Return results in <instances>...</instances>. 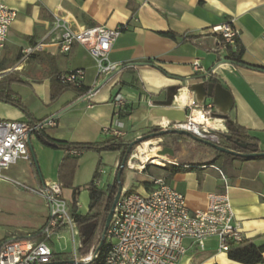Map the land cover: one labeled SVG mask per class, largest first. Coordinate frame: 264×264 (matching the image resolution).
<instances>
[{
  "label": "crops",
  "instance_id": "obj_1",
  "mask_svg": "<svg viewBox=\"0 0 264 264\" xmlns=\"http://www.w3.org/2000/svg\"><path fill=\"white\" fill-rule=\"evenodd\" d=\"M5 3L17 16L0 57V81L7 78L20 81L13 83L11 90L27 114L0 102V121L30 123L55 118L53 127L42 130L48 138L70 144L95 143L109 137L104 130L112 120L113 99L121 95L127 101L122 112L125 115L122 138L132 142L150 135L160 122H184L189 114L187 100L192 98L196 106L211 104L213 115L224 122L225 129L226 123L243 129L258 140V149L264 152V71L253 68L264 67V0H5ZM62 17H66L72 30L125 25L108 60L127 68L113 77H98L94 60L77 44L68 53L49 45L43 53L20 62V52L44 41L55 20ZM230 22L239 34L244 65L228 61L227 53L221 49V37L211 32L212 28ZM166 33H172L174 38L164 36ZM194 63L204 72L196 71ZM73 70L85 72L84 94L78 97L67 89L52 101L53 77ZM209 83L214 85L211 97H207ZM88 91L93 94L86 98ZM161 138L162 147H170L169 137ZM30 146L39 174L31 159L10 167L8 176L36 189L56 183L65 152L42 145L34 135ZM101 154L88 152L80 156L73 187L86 186L99 162L107 171ZM114 154L108 171L97 182L98 188L112 182L119 158L118 153ZM86 155L97 158L84 167L86 180L79 182ZM173 157L167 159L174 163ZM161 168V178L184 196L191 212L206 209L208 194L226 191L243 241L257 247L264 245V159L232 161L229 165H224L221 159L216 165L172 174ZM147 189L140 187V191ZM41 202L45 206H40ZM88 206L89 195L84 190L78 197L77 213L86 214ZM17 209L21 210L19 218L13 213ZM45 209L49 212L42 197L9 185L0 197V239L41 240L34 235L40 234L49 218H42L37 227H29L28 215H42ZM61 228L55 233L57 241L66 239L60 235L68 230ZM48 244L54 255L63 254L60 259L72 260L66 247L55 246L51 237ZM185 246L187 252L179 264H239L218 250L216 238L207 239L202 250L189 240Z\"/></svg>",
  "mask_w": 264,
  "mask_h": 264
},
{
  "label": "built area",
  "instance_id": "obj_2",
  "mask_svg": "<svg viewBox=\"0 0 264 264\" xmlns=\"http://www.w3.org/2000/svg\"><path fill=\"white\" fill-rule=\"evenodd\" d=\"M16 16V11L9 8L5 0H0V57ZM125 28V25L114 29L93 26L72 30L67 25L66 17L58 18L54 22L52 32L44 41L20 52L21 61L25 62L28 57L43 53L49 45L56 46L61 53H68L72 46L77 44L94 60L98 77H113L127 68L108 60L112 46ZM211 32L221 37L222 51L227 53L228 49H236L239 34L231 22L214 27ZM193 68L204 72L198 63H194ZM84 78L83 70L68 71L57 76L61 85L75 88L83 87ZM92 94L88 91L85 97L89 98ZM126 105L127 101L123 96L114 97L112 120L104 130L105 134L117 138L124 136L122 112ZM186 105L189 114L184 122L163 121L157 125V131L184 130L200 140L219 145V136L226 129L224 122L213 115L212 105L206 103L196 106L192 98L187 100ZM55 121V118H51L34 125L29 122L0 121V183L5 182L38 195L49 207V220L40 232L41 240L0 239V264H48L54 255L48 241L58 227L66 228L71 233L73 245L78 236L72 215L62 201L61 186L57 182L36 189L10 178L7 174L10 167L17 162L30 161L28 134L31 133L32 136L45 127H53ZM163 143L160 137L136 145L125 163V169L143 173L148 166H177L169 159L157 156ZM145 145L150 149L156 148L152 159L157 160L158 164H153L151 160H142L141 152ZM70 153L81 155L79 151ZM100 174L104 175L105 171L101 169ZM147 183L148 189L140 192L122 190L105 235L104 242L108 246L103 264H179L187 252L186 240L202 250L207 239L216 238L218 250L224 253H227L231 246L243 242V235L238 224L234 222L233 208L226 191L208 194L206 209L191 212L185 205L184 196L163 178H150ZM73 254L74 259L78 261L77 250H74ZM91 259L92 257H88L81 261L89 262Z\"/></svg>",
  "mask_w": 264,
  "mask_h": 264
},
{
  "label": "trees",
  "instance_id": "obj_3",
  "mask_svg": "<svg viewBox=\"0 0 264 264\" xmlns=\"http://www.w3.org/2000/svg\"><path fill=\"white\" fill-rule=\"evenodd\" d=\"M166 37L174 38L172 33L163 34ZM188 38L186 37L185 40ZM243 48L240 46L239 42L234 51L231 49L227 50L226 59L236 64L244 65L242 61ZM255 69L264 71V67H253ZM55 75L51 82V100H55L62 91L71 90L77 94L78 97L82 96L84 89L75 88L72 86L61 85L57 76ZM17 81L16 79H2L0 81V102L8 103L22 112L27 114V111L21 104L20 99L11 90V85ZM125 115H122V117ZM32 125L40 123L34 120L30 122ZM158 133L157 129H152L149 134ZM36 139L44 146L62 150L65 152L58 169H57V183L61 186V189L71 190V215L73 218V224L75 230L77 231L79 237V246L77 249L76 258L78 261L92 257V260L88 264H103L105 258V252L107 249V244L104 242L99 249L95 258H93L95 250L99 246L101 235L103 233V228L105 224V219L110 211L114 197L117 192L116 174L119 169V165L123 156L126 153L128 143L123 140L122 137L109 136L103 140L90 144H70L65 142L54 141L43 134L42 131L36 132L34 134ZM225 136H230L231 141H226ZM170 140L169 146L174 150V165H165L163 170L172 173L183 172L185 170L192 169V167L202 166V165H216L221 159L224 165H229L232 161H247L255 159L264 158H254V159H243L238 157H233L228 154L219 153L218 151L208 147L207 145L193 141L192 139L179 136V135H168ZM220 147L226 148L230 151L238 153H250V149H256V152L260 153L258 149V140L248 135L243 129L236 127L230 123H226V131L220 134ZM237 140L240 143L248 144L249 147L246 150L240 149L232 141ZM134 148L128 154V157L132 154ZM71 151H79L81 155L88 152H94L97 154L104 152L118 153V164L115 170L112 182L107 185L105 189L98 188L97 182L100 180L102 169V163L97 164L96 170L93 174L91 181L84 187H73V181L75 172L80 160V156L72 155ZM31 161V157H30ZM148 167L144 170L147 171ZM125 167L121 175V183L123 185L125 176ZM145 188L149 187L147 182L142 184ZM86 190L89 195V206L86 214L81 215L77 213V202L78 197L82 191ZM62 228L58 227L54 233H58ZM34 236H40L39 233H35ZM229 260L239 263V264H262L264 261V245L261 247L255 246L251 242L243 241L237 246H231L229 251L226 253ZM63 254L54 255L52 261L48 264H64L61 262H67L68 259H60ZM71 260V259H70Z\"/></svg>",
  "mask_w": 264,
  "mask_h": 264
},
{
  "label": "water",
  "instance_id": "obj_4",
  "mask_svg": "<svg viewBox=\"0 0 264 264\" xmlns=\"http://www.w3.org/2000/svg\"><path fill=\"white\" fill-rule=\"evenodd\" d=\"M213 89H214V85L209 83L207 85V87H206L207 97H211L212 96ZM222 118L225 119L226 117L223 116ZM168 135H179V136L188 137V138L192 139L193 141L200 142V143H203V144L207 145L208 147L218 151L219 153L228 154V155H231L233 157H238V158H243V159L264 158V152L258 153V152H256V149H250V153H238V152L230 151V150H228L226 148L220 147L219 145H215V144H213V143H211L209 141L200 140V139L196 138L194 135H192L191 133H189L187 131H184V130L161 131V132H158V133H154V134H150V135H147V136H144V137H140V138L128 143V147H127L126 153H125V155L123 156V158L121 160V163L119 165V169H118L117 174H116L117 192H116V195L114 197V200H113L112 206L110 208V211H109V213H108V215H107V217L105 219L103 233L101 235L99 246L95 250L94 256L97 255L99 249L101 248V246L104 243L105 235H106L107 229L109 227V224H110V221H111V218H112V215H113L114 208H115L116 203H117V201H118V199H119V197L121 195V192H122L121 175H122V172L124 170L125 163H126V161L128 159V154L130 153V151L136 145H138V144H140V143H142V142H144V141H146L148 139L160 138V137H164V136H168ZM30 138H31V133H29L28 137H27V146H28V150H29L32 162H33V164H34V166L36 168L37 173L39 174L38 165L36 163V160H35V157H34V153H33L32 148L30 146ZM225 140L226 141H231V137L230 136H225ZM232 142L237 147H239L240 149H243V150H246L249 147L248 144L240 143L237 140H234ZM157 156L160 157V158H165V157L166 158H172L174 156V150L172 148H170V147H162L161 150L157 152ZM39 177H40V175H39ZM89 262L76 261L75 259H72L70 261L63 262V263L64 264H88Z\"/></svg>",
  "mask_w": 264,
  "mask_h": 264
},
{
  "label": "rangeland",
  "instance_id": "obj_5",
  "mask_svg": "<svg viewBox=\"0 0 264 264\" xmlns=\"http://www.w3.org/2000/svg\"><path fill=\"white\" fill-rule=\"evenodd\" d=\"M19 57V61L21 62V55L19 54L18 55ZM29 60V57L25 60L28 61ZM155 139V138H153ZM152 139H148L146 141H150ZM114 153H111V152H104L100 155V160L102 162H104L106 168H107V171L109 169V166H110V162L111 160L113 159L114 157ZM97 157L95 155L93 156H90V155H86L82 161L83 163V172H81V174L78 176L79 178V182H83L84 180H86V174L84 172V167H88L89 163L94 161V159H96ZM103 165V164H102ZM117 168V163L116 165L114 166V171L116 170ZM105 170V169H103ZM105 171V172H107ZM150 177L152 178H159L161 177V175L159 174V167L158 166H148V169L147 171L144 173H137L136 171H127L125 170V176H124V182H123V185H122V190L123 191H126L128 189H131L133 192H135L136 190H139L140 191V187L143 186L142 184L147 181ZM11 185V184H8V183H0V197H2V194L6 192L8 186ZM108 184H104L102 186V189H105L107 187ZM13 186V185H11ZM13 187H16V186H13ZM19 188V187H17ZM62 201L64 202V204L66 205L67 209H68V212L71 214V206H72V200H71V196H70V192L68 189H63L62 190ZM40 206H45L44 202H41L40 203ZM5 211V210H4ZM21 210H16L14 211V216H16L17 218L20 217V212ZM30 219H28V221H30V225L29 227H37L38 224L40 222L43 221L42 218L46 219V218H49V212L47 209H45V212L40 215V214H29L28 215ZM41 217V218H40ZM3 229L5 227L1 226ZM2 228H1V232H2ZM28 228V227H27ZM63 236V237H66V239L64 240H61V241H57L56 237H58L57 235L54 234H51V240L53 243H55V246H59V248L61 247H66V252L70 254V256L72 257V259L74 258V254H73V251L74 250H77L78 249V246H79V237L77 236L75 238V241H74V245H73V242H72V238H71V233L69 231H67V233H65L64 235H60V237Z\"/></svg>",
  "mask_w": 264,
  "mask_h": 264
},
{
  "label": "bare ground",
  "instance_id": "obj_6",
  "mask_svg": "<svg viewBox=\"0 0 264 264\" xmlns=\"http://www.w3.org/2000/svg\"><path fill=\"white\" fill-rule=\"evenodd\" d=\"M154 151H156L155 147L150 149L149 146L145 145L141 152L142 160H151L153 164H158L159 162L157 160L152 159Z\"/></svg>",
  "mask_w": 264,
  "mask_h": 264
}]
</instances>
